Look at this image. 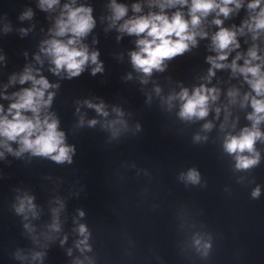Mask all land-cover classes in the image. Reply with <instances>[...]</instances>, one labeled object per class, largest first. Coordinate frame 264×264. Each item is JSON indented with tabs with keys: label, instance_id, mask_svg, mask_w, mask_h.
<instances>
[{
	"label": "clouds",
	"instance_id": "1",
	"mask_svg": "<svg viewBox=\"0 0 264 264\" xmlns=\"http://www.w3.org/2000/svg\"><path fill=\"white\" fill-rule=\"evenodd\" d=\"M75 0H73V3ZM59 0H41V7L51 9L57 5ZM158 6L161 9L160 13H149L146 16L134 17L125 20L120 25L119 31L126 32L129 35H143L144 38L137 40L138 51L132 52L131 62L135 69L142 72L144 76H151L153 70L163 71L166 60L182 55L189 50V46H195L197 43L196 37H206L207 32L200 27L202 19L206 18L210 13L216 12L217 16L223 15L228 17L233 11L229 5H235L239 9L241 0H157ZM176 5H189L190 19H185L180 11H176L171 17L164 14V9L172 8ZM248 9L255 13L251 15L249 20L244 22V25L238 30H230L228 28L220 27L212 36L213 50L218 53L216 57L209 56L208 62L212 65L209 69V78L213 76L214 69H221L230 67L233 73L239 72L244 76V79L250 85L255 95L250 93L245 94L244 101L250 99L253 112L247 117L252 121L251 128L245 127L239 135H228L224 141V150L229 154H235V168L237 170H247L259 163V153L255 150L257 140L264 139V133L259 130V125L264 121V72L261 71L260 64H252V61L259 60L256 47L253 46L248 51L249 59L244 60V66H238L236 61L241 59L240 54L230 65L221 63L227 60L229 52L234 48H239V43L236 40L237 31L240 34L244 33V29L252 32L253 40L257 39L259 34L264 31V7H261V0H251L247 5ZM259 8V11L256 10ZM112 22L121 20L127 14V7L122 4H117L116 0H112ZM135 12H140L139 4L133 5ZM218 10V11H217ZM92 9L90 7H73L72 4H65L61 17L56 21V28L54 35L56 37H64L69 35L65 42L61 39H50L45 41L46 47H42L41 51L47 56L51 57L52 63L55 67L52 71L59 74L61 70H66L69 78L79 76L84 66L91 61L97 66L92 70V74L102 71L101 65L97 62L98 52L89 53L86 46L80 44L82 37H85L94 27L95 21L92 17ZM31 11L24 13V17H31ZM217 26L222 25L223 21L220 19L213 20ZM7 30V29H6ZM77 45H80L77 47ZM39 60V57H37ZM251 77V78H249ZM27 81L32 82L31 88H25L21 92L15 93L16 101L12 103L7 109V114L0 115V146L6 149L7 152L13 153L19 157L22 153L29 152L33 156L47 157L52 161L63 164L67 162L72 163V154L75 148L65 143V133L58 130L59 121L51 114L44 112L52 103L53 94L49 93L45 99V91L53 85H50L48 80L41 76L37 79L31 69H27L20 77L19 82L24 84ZM142 80V83H146ZM157 94L160 93V88L155 89ZM229 97L233 99L237 95L236 90L228 92ZM218 97V90L215 88H206L201 85L195 88L191 95L185 88L178 93V99L182 101L179 111V116L183 120H192L193 118L203 119L209 113V101H215ZM259 97V98H258ZM177 96H169L167 102L171 105V101ZM89 107L95 108L100 115L107 117L108 112L104 110V106L88 104ZM117 118L108 121L104 127L110 132L112 138L120 136L123 129L127 128L125 121L122 119L123 112L119 109H114ZM220 109L216 112L219 114ZM3 106L0 105V113H3ZM42 112L44 114L42 115ZM30 113V115H28ZM11 117V118H9ZM227 120V117H225ZM83 120H81V124ZM89 126H95L97 121L90 120ZM119 126V127H118ZM139 128V125L137 126ZM211 123H206L204 129H211ZM201 137L197 135L195 140L199 141ZM9 142H16L19 144V149L14 151ZM249 153L251 155H245ZM3 153H0L2 156ZM182 178L191 184L200 183V174L195 169H189L186 175L182 174ZM261 189L259 186L254 188L251 192L253 199L259 198ZM33 197L24 195L18 197V205L15 207V212L18 215H23L25 220L28 219L29 214L32 217L38 215L36 205L33 203ZM62 207V205H61ZM59 209H53V222L49 225L53 231L60 230L58 219ZM79 215L84 216V212L80 211ZM24 228L29 232L34 231L30 224H24ZM78 232L83 239L77 241L76 247L81 251H91L88 245L89 232L84 224H80ZM67 237L61 240L63 245ZM194 245L197 251L202 256L207 257L212 245L210 241H203L201 238L194 239ZM71 255V250H69ZM45 253L35 252L33 259L43 260ZM17 253V259H25ZM75 264H83L82 261L77 260ZM90 264L92 262L90 261Z\"/></svg>",
	"mask_w": 264,
	"mask_h": 264
}]
</instances>
